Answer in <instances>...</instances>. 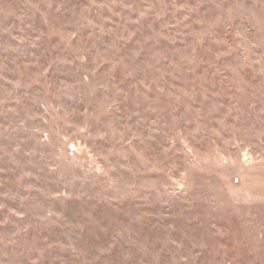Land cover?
Wrapping results in <instances>:
<instances>
[{"label":"rangeland","instance_id":"374dc122","mask_svg":"<svg viewBox=\"0 0 264 264\" xmlns=\"http://www.w3.org/2000/svg\"><path fill=\"white\" fill-rule=\"evenodd\" d=\"M0 264H264V0H0Z\"/></svg>","mask_w":264,"mask_h":264}]
</instances>
